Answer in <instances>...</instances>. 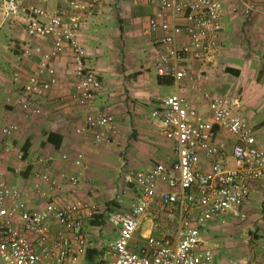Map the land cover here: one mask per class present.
Returning <instances> with one entry per match:
<instances>
[{"label":"crops","instance_id":"0c3cea01","mask_svg":"<svg viewBox=\"0 0 264 264\" xmlns=\"http://www.w3.org/2000/svg\"><path fill=\"white\" fill-rule=\"evenodd\" d=\"M21 1L39 5L51 12L58 9L73 11L69 5L70 0ZM221 1L224 3V14L223 30L219 36V54L212 63L188 62L190 69L201 72L202 77L187 78L177 86L172 79H164L160 83L155 68L160 50L157 36L163 32L152 31L149 19L160 9V0H100L93 14L81 20L79 34L88 51L86 64L97 71L102 81V88L86 105L79 104L75 96L77 77L69 49L51 59L57 70V84L38 97H30L24 93V83L41 60V54L36 52V48L50 51L52 42L49 37H31L26 31V17L4 19L0 9V127L17 125L12 136L0 135V170L5 172L9 184L23 191L30 209L41 208L48 202L63 205L77 198L96 203V195L101 192L97 181H107L109 186L114 185L113 190L126 184V176L137 170L149 169L158 161L172 163L177 159L174 143L168 142L160 133L156 120L151 116L153 108L168 95L156 94L158 88L150 68L144 64L136 66L138 60L145 58L140 51L147 47L151 51L150 58L147 59L149 65H154L157 82L175 85L176 91L180 90L185 94L205 116L208 117L210 113L209 103L204 98L205 92L239 96L243 115L255 129L259 143L264 146V0ZM234 7L236 10H233ZM247 8L250 11L246 14ZM166 16L171 17L170 14ZM108 21L113 23L109 25ZM104 38L105 50L112 53L113 59L109 62L103 59L106 54L100 48V41ZM138 38L147 39L146 45ZM28 50L31 53L25 55ZM16 72L19 73L18 80L14 79ZM22 97L30 98L41 108V113L34 114L24 110L19 103ZM146 107L150 109L148 114ZM94 112H107L115 116L116 131L108 139L98 141L95 130L78 132V128L84 124L86 114ZM49 132L61 136V139H56L58 147L47 140ZM217 141L224 142L230 152L235 138L223 129H218ZM27 142L28 153L19 158L18 153H23V146ZM5 145L10 146L9 152L4 151ZM116 146H120L119 159L125 167L119 179L122 183L120 185L112 178L103 177L104 172L113 173L115 170L107 157L109 152H116ZM63 153H67L69 159H63ZM78 153L84 155V165L80 168L74 164ZM49 156L52 157L51 160H48ZM46 170L52 177H57L62 171L67 175L80 173L79 182L74 185L68 180L59 179V185L53 186L37 175ZM253 200L262 201L264 212V176L252 182L249 197L237 211H230L202 226L204 246L211 249L213 245L217 248L221 240L226 241L242 233L247 235L246 240L251 244L260 243V239L264 237L260 225L248 229L240 227V216L247 218L246 211L251 208ZM112 203L113 206L103 209L99 207L103 216L127 210L131 205L115 201ZM167 224L158 202H154L142 216L131 248L138 250L146 244L147 236L160 233ZM103 225L105 222L94 225L92 221L85 225L89 237L98 232L99 238L92 245L89 239L88 245V248L97 249L93 257L94 264H111L113 259L109 245L105 250L101 249L103 246L99 239L104 235ZM59 227L58 224H53L52 233ZM117 232V227L113 225L109 243L117 236ZM31 238L34 239V236L31 235ZM213 254L219 264L238 261L240 264H264V258L256 254L249 260L244 256H221L217 251ZM85 260L89 264L86 255L76 264H83ZM0 264H3L1 260Z\"/></svg>","mask_w":264,"mask_h":264},{"label":"built area","instance_id":"2783aa9c","mask_svg":"<svg viewBox=\"0 0 264 264\" xmlns=\"http://www.w3.org/2000/svg\"><path fill=\"white\" fill-rule=\"evenodd\" d=\"M99 1L70 0L72 12H51L21 0L1 1L4 19L24 16L31 37H49L52 42L50 51L36 48L41 60L23 85L27 96L38 97L58 83L51 59L66 49L71 51L75 65L78 103L88 104L102 88L99 74L86 64L88 51L79 37L81 20L93 14ZM249 11L247 8L246 14ZM223 14L221 0H160V9L149 19L152 31L163 32L157 36V75L172 79L177 86L187 78H201L202 73L193 72L188 62L215 61L221 48ZM30 53L28 50L24 54ZM18 78L16 72L14 79ZM204 98L209 103L208 117L180 90L153 108L151 116L160 133L174 143L177 159L172 163L158 161L149 169L126 176V182L134 183L138 192L127 210L110 214V221L118 229L109 243L111 264H219L211 249L204 246L202 226L237 211L247 200L252 182L264 176V146L243 116L239 96L205 92ZM19 103L28 112L41 113L30 98L22 97ZM116 126L113 114L94 112L86 114L78 132L95 130L100 141L108 139ZM218 129L234 136L230 152L224 142L217 141ZM16 130V124L1 126L0 135L9 137ZM10 150L5 145L4 151ZM22 155L18 153L19 158ZM62 158L69 159L68 154L63 153ZM83 160V153H78L74 158L76 167H83ZM37 175L53 186L59 185V179L76 185L80 177V173L67 175L63 171L52 177L48 170ZM154 202H158L168 224L160 233L147 236L146 244L134 250L131 243L140 220ZM98 212L97 203L82 198L30 209L23 191L9 184L0 170V260L3 264H76L89 245L85 225ZM53 224L60 226L54 234Z\"/></svg>","mask_w":264,"mask_h":264},{"label":"rangeland","instance_id":"374dc122","mask_svg":"<svg viewBox=\"0 0 264 264\" xmlns=\"http://www.w3.org/2000/svg\"><path fill=\"white\" fill-rule=\"evenodd\" d=\"M109 25H111V23L113 22H109ZM139 40H141L142 43H144V45H146L147 43V39H142V38H138ZM102 41H100L101 45L100 48H102L105 51V57L103 59L109 61H112V53L109 50H105V38L101 39ZM94 44H98L97 42H94ZM143 54V57H145L143 60H138V64L136 65L137 67H139L141 64H144L145 67L150 68V71L152 72V76L153 79L156 81V85L158 88V92L156 93L158 96H167L169 94H171L172 92H176V87L173 84H159L157 82V77L155 75V70H154V65H149L150 62H148L149 59H147L148 57L150 58V48H145L142 49L140 51ZM127 61V60H126ZM128 62V61H127ZM144 62V63H143ZM109 82V79L107 81V83ZM210 92V91H209ZM222 96H230V95H226L223 94ZM146 114H148L150 112V109H148L146 107L145 109ZM244 116V115H243ZM165 137V136H164ZM166 138V137H165ZM168 142H170L171 140L166 138ZM117 150L116 152H109V156L107 157L110 162L111 165L115 168V170L113 171V173L110 172H104L103 173V177H106V179L112 178L115 181H118L119 185H120V178L122 176V169H125V167L122 166L121 160L119 159V148L120 146H116ZM106 158V159H107ZM133 170V169H131ZM102 176V175H101ZM101 177L102 179H105ZM105 179V180H106ZM99 189L101 190V192H99L96 195V203L99 205V207H101L102 209L105 208L106 206L109 205L113 206L112 201L118 202L122 205L124 204H130L133 202L135 195L137 194L138 191V187L134 184V183H124L122 185H120V187L117 186L116 189L114 188V185L109 186L107 181H97ZM119 199V200H118ZM115 208H119L117 206H115ZM263 203L262 201H258V200H253L251 203V208L246 211V219L243 218L242 216H240V227L241 228H256L255 226H261V229L263 230V236H264V219H263ZM102 218V219H101ZM158 218H160V215L158 214ZM100 221H98L100 224L105 222V225H103V236L101 237V239H99L100 241V245L103 246V248H101L102 250H105V248L107 247V245H109V233L111 231V227L113 226V223L110 221V215H106L100 217L99 219ZM98 232H96V235H91L89 237V239L91 240L90 245L93 244L94 241H96V238L98 239L99 237H97ZM247 235H245L244 233H242L241 235H235L234 237H232L231 239H228L226 241L221 240L220 243L218 244V247H214L213 245H211V251L215 252L217 251L218 255H223V256H235L236 258L238 257H242L244 256L245 259L249 260L250 258H252V256L254 254H256L259 257H263L264 258V237L262 239H260V243H253L251 244L250 242H248L247 240ZM231 243V244H229ZM236 243H238L239 245L236 246ZM213 252V253H214ZM86 260L83 262V264H86ZM233 264H240L239 261Z\"/></svg>","mask_w":264,"mask_h":264},{"label":"trees","instance_id":"16d2710c","mask_svg":"<svg viewBox=\"0 0 264 264\" xmlns=\"http://www.w3.org/2000/svg\"><path fill=\"white\" fill-rule=\"evenodd\" d=\"M164 79H166V78H162V77H159V82L160 83H163L164 82ZM170 80V79H169ZM57 138H60L61 139V136L58 134V133H55V132H49L48 134H47V140L49 141V142H53L54 143V145L56 146V147H58L59 146V143L58 142H56V139ZM28 148H29V145H28V142L27 143H25V145L23 146V156H26L27 155V153H28ZM108 206H109V203H108ZM103 216V213L101 214L100 213V211L96 214V217H95V219L92 221V223L94 224V225H99L100 223L98 222V221H100L99 219H98V217H102ZM102 224V223H101ZM95 263V258L92 260V261H90L89 262V264H94ZM96 264H100V262H98V263H96Z\"/></svg>","mask_w":264,"mask_h":264},{"label":"water","instance_id":"95a60500","mask_svg":"<svg viewBox=\"0 0 264 264\" xmlns=\"http://www.w3.org/2000/svg\"><path fill=\"white\" fill-rule=\"evenodd\" d=\"M96 253H97V249L92 248V247L87 248V251H86L87 261H92L94 255H95Z\"/></svg>","mask_w":264,"mask_h":264}]
</instances>
